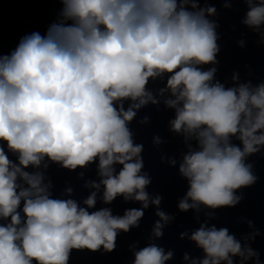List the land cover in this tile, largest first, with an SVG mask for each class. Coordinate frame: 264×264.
Segmentation results:
<instances>
[{
    "label": "clouds",
    "instance_id": "1",
    "mask_svg": "<svg viewBox=\"0 0 264 264\" xmlns=\"http://www.w3.org/2000/svg\"><path fill=\"white\" fill-rule=\"evenodd\" d=\"M63 3V17L71 25L54 24L44 37L34 33L10 58L0 59V142L18 158L13 164L0 146V219L9 221L0 226V264H68L72 250L112 252L118 232L138 226L141 210L123 217L109 209L90 214L72 200L50 199L42 175L23 169L38 168L45 157L69 170L98 159L101 181L91 187L103 186V202L123 196L146 209L150 179L140 174L142 147L133 145L126 126L135 112L118 111L114 102L138 101L137 109L155 104L145 92L150 78L170 74L167 89L175 99L165 103L176 108L172 130L194 136L199 147L179 168L189 182L180 211L234 207L240 200L234 192L256 180L244 159L264 146V84L225 90L211 83L215 68L197 67L215 63L218 52L216 25L205 18V10L187 11V0L179 5L177 0ZM248 6L243 23L264 25V0L257 5L249 0ZM231 137L241 141L243 151L231 145ZM114 165L122 169L117 173ZM22 200L23 221L17 211ZM151 202L158 207L161 197ZM84 204L94 208L96 193ZM156 215L169 220L163 212ZM162 227L155 225V237ZM190 239L205 253L199 264H233L230 257H245L225 229L202 225ZM245 251L246 259L255 255ZM134 255V264H165L172 257L155 245Z\"/></svg>",
    "mask_w": 264,
    "mask_h": 264
},
{
    "label": "water",
    "instance_id": "2",
    "mask_svg": "<svg viewBox=\"0 0 264 264\" xmlns=\"http://www.w3.org/2000/svg\"><path fill=\"white\" fill-rule=\"evenodd\" d=\"M182 2L177 0L178 5ZM252 3L257 5L259 0H252ZM192 4L197 5L195 10ZM248 4L249 0H187L185 4L189 12L205 10V18L216 25L218 52L215 63L197 67L201 71L215 68L211 83H219L225 90L238 89L242 85L255 89L264 84V25L254 28L243 23L249 11ZM64 7L63 0H0V59L5 56L10 58L22 40L34 33L44 37L54 24L71 25L72 21L63 17ZM208 8H214L215 13L208 15ZM169 75L150 78L145 86V92L157 101L155 104L149 101L137 109L134 104L138 101L114 102L118 111L122 108L127 112L132 108L135 112L133 120L126 126L133 145L142 147L140 158L143 167L140 174L150 179V184L145 188L149 197L146 209L141 202L125 200L123 196H117L111 204L103 202V186L98 190L91 187L92 184L99 185L101 181L98 159L83 168L69 170L45 157L38 168L29 166L23 169L29 174L39 172L42 175V185L47 186L50 199L72 200L78 208H85L90 214L109 209L114 217H123L129 210L143 211L138 226L131 227L127 233L118 232L114 251L105 252L103 248L96 252L72 250L68 264H134V253L150 245L162 248L165 255L172 253L165 264H192L193 260L199 264L205 258V253L190 237L202 225L206 229L227 230L240 243L245 257L246 249L255 253L247 259L242 256L230 257L233 264H264V146H259L258 152L244 159L245 165L251 166V174L256 180L251 186L234 192V196L240 197L234 207L211 209L198 205L187 212L180 211L178 205L189 190V182L180 174L179 168L184 157L198 151L199 147L194 136H188L183 130L179 133L172 130L177 112L176 108L168 107L165 103L175 99L167 89ZM178 107H182V104ZM230 143L243 151V145L236 137H231ZM0 146L8 159L18 165L17 154L10 152L3 142H0ZM114 168L118 173L122 166L114 165ZM18 183L22 182L18 180ZM93 192L96 193V204L88 209L84 201ZM157 196L161 197L158 207L151 202ZM23 204L22 200L17 210L22 221ZM157 211L163 212L169 220L166 223L161 221L156 215ZM8 222L0 219V226ZM157 223L163 225L159 238L154 235ZM185 256L188 260L184 259Z\"/></svg>",
    "mask_w": 264,
    "mask_h": 264
}]
</instances>
